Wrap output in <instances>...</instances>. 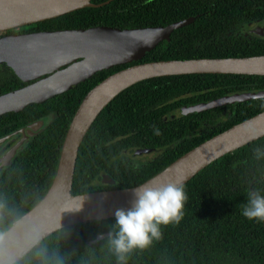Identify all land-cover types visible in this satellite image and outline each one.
<instances>
[{
  "label": "trees",
  "instance_id": "trees-1",
  "mask_svg": "<svg viewBox=\"0 0 264 264\" xmlns=\"http://www.w3.org/2000/svg\"><path fill=\"white\" fill-rule=\"evenodd\" d=\"M91 1L98 4L107 0ZM234 1L241 9L231 5L232 10L225 2L224 8L218 7L211 13L213 9L204 8L201 0H111L16 31L96 25L165 26L195 16L193 23L174 30L169 41H161L139 62L264 54V40L257 38L209 43L210 35L218 27L215 28V18H223L222 23L231 27L243 19L264 17V0ZM254 6L260 11H254ZM16 31L11 29L2 34ZM131 64L100 71L60 95L0 116V135L23 123L49 118L46 127L26 142L0 175V233L45 194L56 171L64 135L85 94L109 74ZM9 76L17 81L14 75ZM12 79L7 76L6 80ZM258 89H264V76L243 74L173 75L134 84L100 112L86 133L78 150L71 193L122 189L143 183L201 142L263 111L264 98L170 117L166 121L168 113L184 104ZM189 129H197L200 135L174 147L176 141L187 137ZM133 148H163V151L135 167L126 156L115 158L123 150ZM101 171L109 174L117 185H90L101 179ZM184 187L188 200L181 221L160 226L159 238L145 248L134 249L125 264H264V222L247 220L240 214L249 190L264 194V136L212 162ZM113 231L114 218L67 226L44 238L16 264H118L108 243L109 236L89 245L98 234Z\"/></svg>",
  "mask_w": 264,
  "mask_h": 264
},
{
  "label": "water",
  "instance_id": "water-1",
  "mask_svg": "<svg viewBox=\"0 0 264 264\" xmlns=\"http://www.w3.org/2000/svg\"><path fill=\"white\" fill-rule=\"evenodd\" d=\"M91 0H0V34L36 22L55 18L85 7L108 3ZM194 17L165 26L125 27L96 25L88 28L15 32L0 35V65H6L26 86L0 95V116L19 112L60 95L100 71L131 64L115 71L91 88L80 101L62 141L57 167L45 194L0 233V264H16L52 233L70 225L114 218L118 208H128L132 190L146 182L185 184L219 158L264 136V110L213 135L185 152L161 171L129 188L71 193L78 150L100 112L127 88L155 77L186 74H243L264 76V54L247 57L191 58L139 62L171 33L188 25ZM244 33L264 40V19L245 25ZM264 98V89L232 92L205 102L189 104L168 113L182 117L208 109ZM49 123L42 117L0 137V144L12 135L19 141L0 157V167L16 150ZM122 137H118L120 139ZM163 148H133L121 155L141 159L158 155ZM100 180L90 185H115L101 171ZM109 233L98 234L89 245Z\"/></svg>",
  "mask_w": 264,
  "mask_h": 264
},
{
  "label": "clouds",
  "instance_id": "clouds-1",
  "mask_svg": "<svg viewBox=\"0 0 264 264\" xmlns=\"http://www.w3.org/2000/svg\"><path fill=\"white\" fill-rule=\"evenodd\" d=\"M128 208L114 211V231L108 243L118 264H125L134 249L147 247L160 236V226L179 223L188 200L182 182H146L132 190ZM240 214L247 220L264 222V194L249 190Z\"/></svg>",
  "mask_w": 264,
  "mask_h": 264
},
{
  "label": "flooded vegetation",
  "instance_id": "flooded-vegetation-1",
  "mask_svg": "<svg viewBox=\"0 0 264 264\" xmlns=\"http://www.w3.org/2000/svg\"><path fill=\"white\" fill-rule=\"evenodd\" d=\"M225 2H228V6L227 7H230L232 10H234V9L231 7V5H235V8L236 9H241V5H238L237 1H234V0H232V1H230V0H214V1H212V0H201L200 3H201L202 6H204V8H211V9H213L210 12L211 13H214V11H216L218 7H220V8H222V7L224 8L225 7L224 6V3ZM242 3H244V2H242ZM262 7L264 8V6H262ZM252 9L254 11H258V12L260 11L259 10V7H257V6L252 7ZM192 17H194V20L191 23H193L195 21V16H192ZM189 18H191V17H189ZM248 19L249 18L240 20L238 23L232 25L231 27H226V22L222 23L223 22V18H215V20H214L215 28H216V26H218V27L215 30H213L214 31V35L213 36L210 35V37L208 39V41H210L209 43L210 44L211 43H214V40H227V39L228 40H231L233 38H244V39H248V40L251 39V38H257L255 36H252V35H249L247 33H244L243 30H244L245 25L250 24V23L255 22V21H258V20H262V19H264V17H257V18L249 19V20ZM191 23H189V24H191ZM20 29H22V28H20ZM16 30L17 29H15V31ZM210 32H212V30H210ZM0 35H3V34H0ZM257 39H259V38H257ZM202 44H205V43H202ZM9 75H14L17 78V81L14 80V79H12V77H10ZM7 76L10 79H12V80L11 81L6 80L7 79ZM3 80H6V81L2 82ZM30 83L31 82H23V81H21L13 73V71L9 67H7L6 65H0V95L1 94H4V93H7L9 91H12V90L21 88V87L26 86L27 84H30ZM10 86H14V88L8 89ZM2 90H5V91L2 92ZM184 105H186V104H184ZM172 110L173 109H171L170 111H172ZM16 123L17 122H14V125H16ZM25 124L26 123H23L22 125H25ZM22 125L16 126L15 129L10 130V131H8V132L0 135V137H3V136H7V135L12 134L16 130H18V128L22 127ZM8 126H9V124H6V127H8ZM196 131H197V129H189L188 130V133H187V137H183L182 139L176 141V143H175L176 145L174 147H176L180 142H182L183 140H186L187 138H191L193 140L195 137L199 136L200 134L197 133ZM38 134H39V132L36 133L35 135H33L31 138H33L34 136H36ZM20 138H21V135H12L8 139H6L4 142H2L0 144V157H1L2 154H4L5 151H7L8 149H10L12 146H14L19 141ZM30 139H28V140L30 141ZM185 143L187 144L188 141L187 142H184V144ZM25 144H26V142L22 145V147ZM171 147L174 148L172 145H171ZM20 150L21 149L16 150V152L11 157V159L8 162L4 163L0 167V175L2 174V172L4 171V169H6L10 165V163L14 159V156ZM156 156L157 155H154L151 159H154V157H156ZM151 159H140V158L139 159H132L131 160V165L135 167V166H138L139 164H143V163H145V162H147L148 160H151ZM116 185L117 184H115V185H100V186H103V187H114Z\"/></svg>",
  "mask_w": 264,
  "mask_h": 264
},
{
  "label": "rangeland",
  "instance_id": "rangeland-1",
  "mask_svg": "<svg viewBox=\"0 0 264 264\" xmlns=\"http://www.w3.org/2000/svg\"><path fill=\"white\" fill-rule=\"evenodd\" d=\"M154 155H148L147 157H143L141 159H151Z\"/></svg>",
  "mask_w": 264,
  "mask_h": 264
}]
</instances>
